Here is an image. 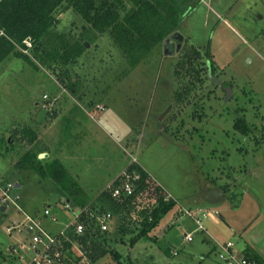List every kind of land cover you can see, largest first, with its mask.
I'll return each instance as SVG.
<instances>
[{
	"label": "rangeland",
	"instance_id": "obj_1",
	"mask_svg": "<svg viewBox=\"0 0 264 264\" xmlns=\"http://www.w3.org/2000/svg\"><path fill=\"white\" fill-rule=\"evenodd\" d=\"M191 2L193 9L178 25L183 37L178 52L164 54L160 43L127 73L120 52L105 53L110 47L105 42L92 61L87 56L85 65L75 67L85 74L82 100L74 95L75 86L63 88L36 62L12 56L0 64V189L20 183L12 195L23 213L57 234L84 209L54 180L26 167L29 155L42 154L46 146L47 156H36L37 164L60 159L87 204L132 162L174 202L134 244L130 233L123 242L108 235L106 247L116 250L120 261L108 253L94 264H223L218 243L228 241L239 254L247 246L256 250L264 263V0ZM73 18L79 17L72 10L63 13L57 29L66 32ZM193 49L202 54L195 70L177 67ZM207 53L215 75L206 73ZM214 76L230 84L229 95L211 81ZM238 119L250 130L236 129ZM74 122L82 126L80 138L64 143ZM5 204L0 264H25L32 252L21 248L15 229L7 232L23 215L10 201ZM47 208L56 222L44 215ZM20 229L26 242L29 236ZM187 233L191 241L184 238ZM82 261L93 264L85 255Z\"/></svg>",
	"mask_w": 264,
	"mask_h": 264
},
{
	"label": "trees",
	"instance_id": "obj_2",
	"mask_svg": "<svg viewBox=\"0 0 264 264\" xmlns=\"http://www.w3.org/2000/svg\"><path fill=\"white\" fill-rule=\"evenodd\" d=\"M191 1L0 0V64L12 56L21 57L33 66L36 62L51 71L63 88L70 89L75 86L74 95L82 100L87 93L84 89L85 74L80 76L75 67L85 65L87 56L92 61L91 54L105 42L110 45L105 53H112L111 48L120 52L121 62L126 63L127 73V70L137 65L150 50L178 29L181 17L193 9ZM68 10H72L80 19L73 18L71 27L64 32L58 30L57 25L60 16ZM27 42L30 43L29 46ZM93 42L94 51L87 48V43ZM18 48H21V51ZM201 55L198 49L190 50L184 53L183 61L180 60L177 67L182 65L186 67V71H193L194 65H199L200 62L197 61ZM206 55L211 59L209 67H205L206 73L215 75L212 55ZM69 64V68L64 67ZM100 66L106 69L102 63ZM203 68L200 67L201 70ZM51 114L56 116L55 112ZM241 122L238 119L235 128L241 129L242 132L249 131L245 122ZM39 153L29 155L26 167L34 169L41 178L54 180L75 204L82 209L88 208L79 214L77 220L83 225L82 233L74 234L71 229L67 238H63V256L60 264H85L82 261L84 255L89 263L94 264L108 253L113 260L119 262L121 255L106 247L108 235H113L116 240L123 242L124 236L130 233L132 236L129 242L134 244L146 237L174 204L172 199L166 197V192L135 162L125 169L133 189L130 195L122 191L117 197L112 195L113 189L124 180L118 176L92 203L87 204L80 195V188L69 179L66 168L56 159L45 165L37 164L36 156ZM6 185L7 183L2 187ZM2 206L6 207L5 202L0 205V224L5 217ZM94 211L99 214L93 213ZM105 213H110L116 219V225L113 228L112 222L110 229L102 231L97 217ZM132 223L133 228L130 227ZM73 245H77L80 252L76 251ZM247 253L249 258L263 264L253 250H248ZM0 258L3 260L5 256L1 254Z\"/></svg>",
	"mask_w": 264,
	"mask_h": 264
},
{
	"label": "built area",
	"instance_id": "obj_3",
	"mask_svg": "<svg viewBox=\"0 0 264 264\" xmlns=\"http://www.w3.org/2000/svg\"><path fill=\"white\" fill-rule=\"evenodd\" d=\"M97 108H102V106L97 105ZM120 177L124 180L113 189L112 195L115 197L119 196L121 191L130 195L133 190L132 184L128 180V175L125 170L120 174ZM14 188H16V184L12 183H8L5 187L1 188L0 199L3 202L10 201L11 204L16 207V212L23 215L22 219L18 218L17 221L14 220L12 226L8 227L7 232L9 233V229H15L16 234H18L16 237H18L21 248L25 252H32L33 256L25 264H60L63 256V238H67L68 232L71 229L74 234H80L83 231V225L77 221L80 213L76 215L74 214L73 220L63 230H60L57 234H51L43 228L42 222L39 218H35L34 216L22 212L16 202L18 196L12 195V190ZM66 208H68L67 205ZM187 214L193 216L189 212H187ZM44 215L50 216L51 220L56 222V217L50 213L48 208L44 210ZM208 215L211 217V214L208 213ZM97 219L102 231L107 229V225L109 226L110 222H113V216L110 213L102 214L101 216H98ZM196 222L199 223V220H196ZM21 225L23 226V229H25V233L29 236V239L26 242H24L25 235L22 234V230L20 229ZM199 227L201 226L199 225ZM184 238L187 241H191V233L185 234ZM218 246L220 248L218 259L223 264H259L254 259L249 258L246 254L237 253L234 244L231 241L218 243ZM14 251L16 253L15 249ZM20 258L21 257H18L19 260Z\"/></svg>",
	"mask_w": 264,
	"mask_h": 264
},
{
	"label": "crops",
	"instance_id": "obj_4",
	"mask_svg": "<svg viewBox=\"0 0 264 264\" xmlns=\"http://www.w3.org/2000/svg\"><path fill=\"white\" fill-rule=\"evenodd\" d=\"M56 120H57V119H56ZM56 123H57L56 121L53 122V124H56ZM67 125H68V124H67ZM73 126L75 127L74 130H73V128H72ZM78 127H79V129L77 128V124H76L75 122H74V123H71V124H70V127H69V131H70V133H69L68 137H67V138H64V140H62V141H63L64 143H65V142L68 143V140H69V139H72L71 136H74L73 139H74L75 141H77V140L80 138V135H81V133L79 134V130L82 129V126L79 125V124H78ZM72 131H73V133H74L75 135H73ZM78 134H79V135H78ZM46 148H47V146H46ZM46 148H45V149H46ZM45 149H43L44 152H45ZM47 150H48V148H47ZM69 150H72V147H70V145H69ZM44 152H42V153H44ZM70 153H73V152L70 151ZM49 154H50V152H49ZM53 156H54V155H53ZM53 158H54V160L56 159V160L60 161V159H58L57 157H53ZM121 173H122V172H121ZM121 173H120V174H121ZM120 174L117 175L116 177H114V179H113L111 182H109V183L107 184L106 188L109 187V186L114 182V180H115L118 176H120ZM19 184H20V183H19ZM19 184H16V187H18ZM103 190H104V189H103ZM94 199H95V197L92 198V201H93ZM68 200H69V199H67V202L69 203L70 200H69V201H68ZM90 202H91V201H90ZM88 204H89V203H88ZM84 209L87 210L88 208L84 207ZM84 209H83V211H84ZM79 210H80V209H79ZM80 212H81V210L78 211V213H80ZM42 223H43V222H42ZM15 236H18V234L15 233ZM248 250H251V251L253 250V252H254V253H255V254H256V255L262 260V258H261V256H260V253H258V252H257L256 250H254V249H251V248L248 247V246L245 247V249L243 250V253H244V254H248V253H247ZM263 264H264V263H263Z\"/></svg>",
	"mask_w": 264,
	"mask_h": 264
},
{
	"label": "water",
	"instance_id": "obj_5",
	"mask_svg": "<svg viewBox=\"0 0 264 264\" xmlns=\"http://www.w3.org/2000/svg\"><path fill=\"white\" fill-rule=\"evenodd\" d=\"M171 39H174L175 41H178L179 43L183 41V37H182V35H181L179 32H175V33H173V34H172L169 38H167V39L165 40V42H164V44H165L164 54H167V52H166V44L169 43V41H170ZM178 47H179V46H178ZM178 47H177V50H178ZM211 81L214 82V83L217 84V85L221 84V80H219V79L216 78V77H212V78H211ZM230 93H231V88L229 87V88L227 89V94H226V95H229ZM45 156H47V154H46V153H42V154L39 155V158H44ZM1 209L3 210L4 208L2 207ZM115 225H116V219L113 218V228H115Z\"/></svg>",
	"mask_w": 264,
	"mask_h": 264
},
{
	"label": "flooded vegetation",
	"instance_id": "obj_6",
	"mask_svg": "<svg viewBox=\"0 0 264 264\" xmlns=\"http://www.w3.org/2000/svg\"><path fill=\"white\" fill-rule=\"evenodd\" d=\"M175 32H178V30H175V31H173L171 34H169L164 40H163V42H162V44H163V47L165 48V44H164V42H165V40L167 39V38H169L173 33H175ZM181 43L182 42H178V41H175L174 39H171L170 41H169V43H167L166 44V52H167V50L168 51H171V50H174V52H178L179 50H180V46H181ZM179 46V47H178ZM177 47H178V50H177ZM217 85V84H216ZM221 90H223V92H224V94L226 95L227 94V89L230 87L231 88V86H230V84H228V83H225V82H222L221 81V84H219V85H217Z\"/></svg>",
	"mask_w": 264,
	"mask_h": 264
}]
</instances>
